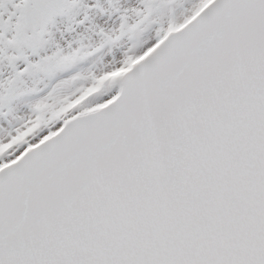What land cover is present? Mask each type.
I'll list each match as a JSON object with an SVG mask.
<instances>
[{
	"label": "snow or ice",
	"instance_id": "1",
	"mask_svg": "<svg viewBox=\"0 0 264 264\" xmlns=\"http://www.w3.org/2000/svg\"><path fill=\"white\" fill-rule=\"evenodd\" d=\"M0 264H264V0H0Z\"/></svg>",
	"mask_w": 264,
	"mask_h": 264
}]
</instances>
